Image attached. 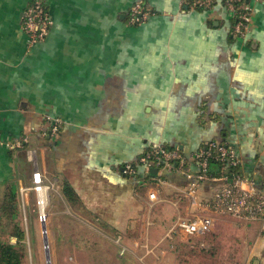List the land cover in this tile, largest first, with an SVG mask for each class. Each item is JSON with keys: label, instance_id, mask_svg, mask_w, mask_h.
Instances as JSON below:
<instances>
[{"label": "crops", "instance_id": "obj_1", "mask_svg": "<svg viewBox=\"0 0 264 264\" xmlns=\"http://www.w3.org/2000/svg\"><path fill=\"white\" fill-rule=\"evenodd\" d=\"M36 1L51 26L31 45L23 15ZM137 2L151 15L134 26L128 12ZM249 5L252 23L239 37L219 4L198 11L188 0H0V199L10 182L19 195L34 188L39 172L61 200L68 186V206L107 230L116 264H177L168 248L188 239L168 233L178 216L195 214L191 180L140 168L131 176L124 166L152 145L188 157L222 142L244 187L264 195V0ZM19 140L22 148L11 147ZM189 169L198 172L195 162ZM156 184L161 201L150 207ZM217 185L199 182L196 199H210ZM209 230L239 248V264H264L262 222L213 215Z\"/></svg>", "mask_w": 264, "mask_h": 264}, {"label": "built area", "instance_id": "obj_2", "mask_svg": "<svg viewBox=\"0 0 264 264\" xmlns=\"http://www.w3.org/2000/svg\"><path fill=\"white\" fill-rule=\"evenodd\" d=\"M233 1L224 0L223 7L228 11H233ZM213 2L215 0H192L191 7L208 10L213 8ZM149 15L151 12L146 6L139 2L134 3L128 12L129 24L134 26L141 24ZM251 23V8L242 4L240 13H238V20L232 27L233 34L239 37L244 36L249 31ZM50 26L51 18L41 2H34L24 11L23 30L28 37L29 44L42 41L48 35ZM52 130L57 131L55 125ZM23 141L14 142L11 147L19 148ZM212 153H215V158L222 163L219 173L215 177H209L207 174V158ZM191 161L195 162L198 168V172L194 175L190 173L189 169ZM237 164L238 160L234 150L225 144L209 143L206 149H200L188 157L182 155L178 150H167L163 145L157 144L152 145L149 150L139 156L135 165H125L124 172L134 176L138 168L147 175L151 169L165 174L176 171L181 172L191 180L187 185L186 195L194 206L195 214L177 217L168 233V239L173 241L176 237L181 238L180 240L200 237L211 228L213 215L230 216L245 221H260L264 224V195L252 188L246 189L244 186L248 181L244 177L234 173L228 175V167H234ZM33 180V189L38 194L40 189L44 187L39 172L33 174ZM207 180L216 181L218 185L210 199L197 200L194 195L196 188L199 182ZM156 183H159L158 179H156ZM159 191L158 184L148 191L147 204L150 207L161 201ZM121 251L123 253L124 249Z\"/></svg>", "mask_w": 264, "mask_h": 264}, {"label": "rangeland", "instance_id": "obj_3", "mask_svg": "<svg viewBox=\"0 0 264 264\" xmlns=\"http://www.w3.org/2000/svg\"><path fill=\"white\" fill-rule=\"evenodd\" d=\"M43 185L48 187L44 190L46 205L43 210L38 204L41 190L37 194L31 186L19 195L26 264H47L46 253L49 264H116L118 258L113 257V247L106 241L109 240L107 230L82 210L70 208L64 198L60 199L54 185ZM10 241L15 242V239ZM179 243H172L168 248L173 250L174 257L178 254ZM123 260L122 264H134L128 263L126 258Z\"/></svg>", "mask_w": 264, "mask_h": 264}, {"label": "trees", "instance_id": "obj_4", "mask_svg": "<svg viewBox=\"0 0 264 264\" xmlns=\"http://www.w3.org/2000/svg\"><path fill=\"white\" fill-rule=\"evenodd\" d=\"M250 1L251 0H234L232 2L233 11H228L223 7L224 0H219L218 2L215 0V2H213V8L215 5L219 4L220 7L230 13L233 26L238 20V13H240L241 5L246 4L250 6ZM188 2L191 5L192 0H188ZM195 9L198 11L211 10L198 7ZM209 143L217 142H208L196 149L195 153L200 149H206ZM218 143L224 144L222 142ZM22 147L23 144L21 145V148ZM163 147L167 150H171L165 146ZM149 149L150 148L147 150ZM215 155V153H212L210 157L207 158V174L209 177L217 176L219 168L222 165V163L215 158ZM223 163L227 164L226 162ZM232 173L241 176L238 164L234 167H228V175L230 176ZM61 193L67 201H74V194L68 186H62ZM11 238H14L15 242H11ZM24 240L25 231L21 220L19 192L15 183L10 182L5 185L0 199V264H26L27 255ZM178 248L177 264H239L237 257L239 248L237 250L234 246L233 249L231 244L222 242L218 235L211 230H207L199 239H188L187 241L180 242Z\"/></svg>", "mask_w": 264, "mask_h": 264}, {"label": "bare ground", "instance_id": "obj_5", "mask_svg": "<svg viewBox=\"0 0 264 264\" xmlns=\"http://www.w3.org/2000/svg\"><path fill=\"white\" fill-rule=\"evenodd\" d=\"M40 190H41V192H39V195H38L39 196V204H40L39 206H40L41 210H43L45 205H46V200H45L46 194L44 193L43 188H41Z\"/></svg>", "mask_w": 264, "mask_h": 264}, {"label": "water", "instance_id": "obj_6", "mask_svg": "<svg viewBox=\"0 0 264 264\" xmlns=\"http://www.w3.org/2000/svg\"><path fill=\"white\" fill-rule=\"evenodd\" d=\"M150 172H151V173H155L156 170H155V169H151ZM42 230H43V232H44V230H45V227H44V226H42ZM44 241H45V240H44ZM46 260H47V264H49V256H48L47 253H46Z\"/></svg>", "mask_w": 264, "mask_h": 264}]
</instances>
